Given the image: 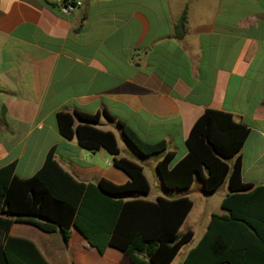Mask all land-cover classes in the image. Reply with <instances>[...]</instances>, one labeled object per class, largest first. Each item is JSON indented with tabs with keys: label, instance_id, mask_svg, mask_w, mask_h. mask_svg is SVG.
I'll return each mask as SVG.
<instances>
[{
	"label": "crops",
	"instance_id": "obj_1",
	"mask_svg": "<svg viewBox=\"0 0 264 264\" xmlns=\"http://www.w3.org/2000/svg\"><path fill=\"white\" fill-rule=\"evenodd\" d=\"M60 1L0 0V166L14 162V174L29 177L53 147L55 161L75 179L122 184L128 176L113 158L126 156L147 179L142 198L153 200L160 194L148 198L151 188L163 189L154 169L159 157L146 164L115 121L144 142L163 140L174 163L186 153L194 120L214 109L247 128L237 154L240 179L264 186V0H80L68 13L59 11ZM60 110L99 113V127L113 132L119 153L63 138L55 127ZM222 183L218 204L227 193ZM192 185L172 196L192 202L178 229H190L191 239L193 230L182 227L193 208L186 193ZM218 187L196 189L204 198ZM211 212L202 208L201 229L185 243L180 264ZM7 236L31 241L47 264H131L115 247L99 253L74 227L64 241L58 229L13 221L0 229V243Z\"/></svg>",
	"mask_w": 264,
	"mask_h": 264
},
{
	"label": "trees",
	"instance_id": "obj_2",
	"mask_svg": "<svg viewBox=\"0 0 264 264\" xmlns=\"http://www.w3.org/2000/svg\"><path fill=\"white\" fill-rule=\"evenodd\" d=\"M184 14L178 22L182 28ZM99 113L73 110L55 113V127L89 151L103 148L119 153L111 130L99 127ZM116 125L124 143L138 156L159 154L154 169L163 190L185 191L197 178L204 192L225 181L221 213L209 214L204 230L185 252L181 264H264V186L243 183L238 151L247 128L228 112L206 109L192 123L185 138L186 153L174 163L163 140L147 143L122 121ZM50 147L41 166L29 177L14 174V162L0 166V229L13 221L43 231L58 229L64 241L74 227L102 253L120 250L131 264H169L192 231L178 229L191 208L185 196L158 195L147 200L149 185L142 167L126 156L113 158L128 180L114 184L104 178L83 182L66 172ZM232 159L229 164L227 161ZM168 193V192H167ZM0 264H47L31 241L7 236L0 243Z\"/></svg>",
	"mask_w": 264,
	"mask_h": 264
},
{
	"label": "rangeland",
	"instance_id": "obj_3",
	"mask_svg": "<svg viewBox=\"0 0 264 264\" xmlns=\"http://www.w3.org/2000/svg\"><path fill=\"white\" fill-rule=\"evenodd\" d=\"M156 156H159V154L155 153V154L147 155L144 157H142V156H140V157L144 158L146 164H148L150 162L149 160L157 158ZM199 185H200V181L197 178H195L193 181L192 188L189 189L188 192H186L193 199V208H192V211L190 212V214L187 216L182 229L184 227H190L193 230L194 234H193V238L190 240V242H192L194 240V238L198 235V233L201 229V223H200L201 221H200V219L198 220V218L200 217V213L202 212V208H203V212L208 210V211H212V212L217 213L220 210L219 204L217 203V198L219 197L220 193L224 190V186H225L224 183H221L219 185L217 191L215 193H213V195L202 198L197 193V189H196L197 186H199ZM198 189H200V188L198 187ZM167 192L163 189L161 191L160 188L153 186L151 188L150 195L148 198H151L153 193H159L160 195H164V196H166V195L167 196H173V193H171L169 191H167ZM139 196L142 197L145 195H139ZM185 245L186 244H184L180 248V250H179L178 254L176 255L175 260L173 261L172 264H180V262L178 260L181 256V252L185 249Z\"/></svg>",
	"mask_w": 264,
	"mask_h": 264
},
{
	"label": "built area",
	"instance_id": "obj_4",
	"mask_svg": "<svg viewBox=\"0 0 264 264\" xmlns=\"http://www.w3.org/2000/svg\"><path fill=\"white\" fill-rule=\"evenodd\" d=\"M80 4V0H61L58 9L61 13H68Z\"/></svg>",
	"mask_w": 264,
	"mask_h": 264
}]
</instances>
